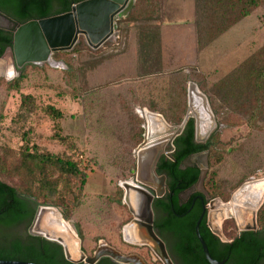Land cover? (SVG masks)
Instances as JSON below:
<instances>
[{
  "label": "rangeland",
  "instance_id": "1",
  "mask_svg": "<svg viewBox=\"0 0 264 264\" xmlns=\"http://www.w3.org/2000/svg\"><path fill=\"white\" fill-rule=\"evenodd\" d=\"M156 2L157 6L152 7L151 14L147 13L152 18L147 23L161 26V74L165 76L186 68L184 70L189 76L187 89L190 82L195 84L191 88L190 98L200 112V121L209 127L208 131L200 130L201 138L210 132L204 142H216L214 149L209 151L207 174L216 170L217 175L214 180L204 183L203 187L209 193L210 200L219 198L228 202L243 183L264 178V117L254 124L249 116L238 113L239 119L234 123L231 114L237 112L228 107H222L220 111L215 109L208 91L240 62L264 46V1L249 16L202 50L197 46L195 0ZM143 4H140L137 16L147 18L144 13L149 5ZM127 18L123 17L122 20L124 29L117 31L98 49L89 46L81 37L75 46H78L77 52H73V49L53 56L50 62L28 66L27 78L20 91L8 88L7 83L14 77L11 80L5 76L0 77V115L4 117L0 122V159H4L7 154L16 158L20 156L26 131H31L32 143L42 151L60 155L75 154L82 168L91 167L86 185L78 193L80 201L70 219L66 220L62 213L68 208L70 211L73 196L66 188H62L61 183L62 198L59 206L52 208L61 213L76 236H79L77 225L81 227L84 236L81 247L87 255L92 256L99 245L106 242L125 254H138L142 251L152 263L145 250L128 242L124 234L125 227L133 223V214L125 201L124 183L133 182V171L137 169V151L147 141V126L142 111L152 110L135 105V113L142 118L143 139L129 150V121L125 118L126 111L119 99L121 96L129 97V89L137 87L139 83L156 90L160 86L156 80L162 76L153 78L156 82L152 85L146 83L147 78L141 79L138 36L142 21L134 24ZM143 23L146 21L143 20ZM189 46L191 51L196 49L200 56L198 67H188L182 59L189 52ZM71 69L77 72L79 78L76 87L66 78L65 71ZM18 76L17 73L15 78ZM143 83H146L145 86ZM204 87L208 90H204ZM21 93L31 94L37 105L36 110L27 118L18 116ZM217 100L223 102L220 97ZM50 105L60 110L63 116L55 118L48 115L45 110ZM190 110L188 92L187 112ZM57 133L70 136L71 143H64L57 138ZM73 145L79 150V155L71 148ZM215 151L222 154L220 161L214 155ZM132 160L135 167L130 168ZM198 161L204 163L205 158L200 156ZM0 179L14 186L21 185L17 176L0 174ZM69 182L72 183V190L77 192L78 185ZM216 182L223 186L222 193L218 191ZM147 184L154 192L160 188L158 183ZM119 188L123 191L122 195ZM222 229L229 241L240 233L233 218H226Z\"/></svg>",
  "mask_w": 264,
  "mask_h": 264
},
{
  "label": "trees",
  "instance_id": "2",
  "mask_svg": "<svg viewBox=\"0 0 264 264\" xmlns=\"http://www.w3.org/2000/svg\"><path fill=\"white\" fill-rule=\"evenodd\" d=\"M81 1L83 0H3V3L19 4L23 7L29 2L28 5L35 9L32 16L44 18L68 12L73 4ZM154 1L138 0L127 16V19L134 24L142 21L138 36L141 79L147 78L146 83L150 85L156 81L160 82V86L156 88L157 93L150 86L146 88L139 83L137 87L129 89V97L128 95L121 96L119 99L126 111L125 118L129 121V150L143 139L142 118L134 111L136 104L162 113L166 120L174 125L182 123L188 109V74L184 69L165 76L161 74L163 60L161 26L147 23V21H152L147 13L151 14L152 7L157 6L156 0ZM263 1L195 0L198 48L204 49L243 18L249 16ZM140 4L149 5L144 13V17L147 18L137 16ZM143 20L146 23H143ZM0 39V55H2L6 47L13 43L12 33L0 31ZM77 51L78 46L73 52ZM65 52L58 51L54 57ZM28 66H36V64L25 65L21 69V74L7 83L9 89L20 91L23 81L27 78ZM65 72L66 78L76 87L79 79L77 72L72 69ZM158 76L162 77L154 81L153 78ZM146 83H143L144 86ZM204 90L208 89L204 87ZM208 92L215 109L220 111L222 107H228L237 112L231 114L234 123L239 119L237 114L243 113L250 117L252 123L256 124L264 117V46L248 59L240 62ZM217 97H220L223 102L220 103ZM36 107L35 99L31 94L21 93L18 116L27 118L36 110ZM239 110L241 112H238ZM45 112L55 118L63 116V113L53 105L48 106ZM3 119L4 117L0 115V122ZM195 134V119L189 118L182 134L174 141L175 151L172 157L161 156L156 166L158 175H166L168 188L166 195L157 198L154 202L156 211L164 208L168 214L166 218L157 220L156 228L178 264H211L206 259L196 234V224L203 213V205L196 199L197 194H193L185 203L179 199V194L194 186L201 176V169L197 165L184 166V162L193 154L213 150L216 145V142L211 140L197 142ZM57 138L66 144L71 143L70 136L57 133ZM23 140V149L18 158L7 154L4 159H0V174L17 176L21 183L20 186H14L0 179V194L4 196L0 199V221L5 225H10L24 217L26 204L20 198L22 195L34 197L38 205L58 207L60 198H62L61 183H63L62 188H66L73 196L71 202L73 206L70 211L68 208L62 213L64 218L69 220L80 201L78 193L83 191L91 167L82 168L80 159H76L75 154L60 155L40 150L38 145L32 143L31 131L24 133ZM71 148L79 155V150L75 145ZM214 155L218 161L222 159L220 152L215 151ZM131 167H135L134 160L131 161ZM216 175V170L209 172L204 183L207 184L209 180H214ZM69 181L78 185L77 192L72 190L70 187L72 183ZM216 183L218 191L221 192L223 186ZM119 191L122 195L121 188ZM211 195L214 194L211 193ZM223 197L227 198V196ZM18 205L22 207L21 213H18L20 212ZM258 227L260 230L243 231L237 233L229 242H223L210 230L206 216H204L199 230L213 258L219 261L226 259V264H264V206L258 212ZM77 230L80 238L83 239V232L79 225H77ZM0 259L22 260L39 264H85L67 260L62 245L49 241L43 236H29L25 244L22 241H16L10 247H0ZM97 264L114 263L111 258L103 257Z\"/></svg>",
  "mask_w": 264,
  "mask_h": 264
},
{
  "label": "water",
  "instance_id": "3",
  "mask_svg": "<svg viewBox=\"0 0 264 264\" xmlns=\"http://www.w3.org/2000/svg\"><path fill=\"white\" fill-rule=\"evenodd\" d=\"M137 0H83L72 5L70 11L52 15L46 18L31 20L25 24L19 25L13 35L12 47L8 48L7 52L0 58V64H4L8 60L11 62L15 72L17 68H23L27 64L41 65L53 60V56L58 51H71L80 42L81 37H84L86 43L94 49L102 47L112 36L113 29L117 28V23L114 22L115 16L126 17L132 11ZM8 56L10 58H8ZM5 68H2L0 77L5 76ZM6 77V76H5ZM12 79V78H11ZM9 79V80H11ZM195 85L193 82L189 83V106L190 111L187 112L183 121L179 125H171L167 122L165 117L159 112H153L161 116L165 121L164 127L157 129L155 132V141H151L149 136H146V143L137 151L138 161L137 169L133 171L135 177L133 182H125V201L130 204L131 190L136 192V197L141 200V211L137 213L134 209L129 208L133 214V223L137 226V232L140 238L146 242L142 243L149 246L152 252L164 263L175 264L170 253L167 250L165 241L154 230V212L152 204L156 198H159L165 193V177L159 176L156 172V164L162 154L169 155L175 151L174 141L182 134L185 125L189 118H194L196 122V141L204 142L209 135L206 134L201 138L200 132V116L197 109L192 104L190 98L191 88ZM206 97V96H205ZM207 99V98H206ZM215 126V120L213 127ZM147 132V130H146ZM168 139L167 144L163 146L162 140ZM149 139V140H148ZM161 145V146H159ZM205 158L204 163H199L198 157ZM209 150L202 151L192 155L193 161L201 169V176L199 178L200 185H204V180L209 168L208 163ZM152 158L149 166V174L152 182L144 178V171L146 159ZM145 162V163H144ZM254 181V180H252ZM249 181V182H252ZM243 183L238 189H243L247 183ZM147 183H158L159 190H154ZM207 193V192H206ZM236 193V192H235ZM234 193V194H235ZM234 194L228 202L221 199H211L204 207V211L196 224V234L203 248L206 259L211 264H226L225 260H217L213 258L209 252V248L201 236L200 224L205 216L207 207L210 209L208 215V226L211 231L218 236L223 242H229L223 233L222 224L216 225L212 222L211 211L218 202L231 203ZM209 197V193H207ZM264 201L254 210H251L248 222L246 225L238 226L240 232L258 229V211L263 206ZM52 206H40L35 218L34 235L43 236L49 241L56 242L62 245L64 255L67 260L74 263L97 264L103 257H109L119 264H149L141 255L137 253L125 254L102 242L98 249L92 256L86 254L81 247V238L79 240V253L74 257L70 251L69 244L65 242L62 236L54 237L49 233L38 231L36 225L40 212L44 208ZM229 218H233L232 215ZM234 219V218H233ZM236 221V220H235ZM75 231L76 226L73 225ZM0 264H39L35 262L22 260H4L0 259Z\"/></svg>",
  "mask_w": 264,
  "mask_h": 264
},
{
  "label": "bare ground",
  "instance_id": "4",
  "mask_svg": "<svg viewBox=\"0 0 264 264\" xmlns=\"http://www.w3.org/2000/svg\"><path fill=\"white\" fill-rule=\"evenodd\" d=\"M5 68V76L7 78H12L16 72L8 60L4 64H0V73L2 68ZM194 100V99H193ZM197 103V102H196ZM198 105V104H197ZM198 113H200L198 111ZM143 117L146 120L147 134L151 141H155V132L157 129L164 127L165 121L161 116L155 113H151L149 110L142 111ZM208 124L200 121V130L208 131ZM149 140V139H148ZM168 139L162 140L163 146L167 144ZM161 146V145H159ZM152 158L146 159L144 176H149L147 181L152 182V178L149 174V166ZM145 163V162H144ZM136 192L131 190L130 196V206L137 213L141 211L142 205L141 200L136 197ZM134 201V203H133ZM264 201V178L256 179L252 182L247 183V185L236 191L234 198L231 203L218 202L216 206L211 211L212 222L216 225H221L226 218L230 215L236 220L238 226L246 225L251 213V210L256 209ZM38 231L43 233H49L51 236L59 237L62 236L65 242L69 244L70 251L74 257H77L79 253V240L71 229L70 224L63 218L61 213L52 207L44 208L38 217V223L36 225ZM135 227L133 224L127 225L125 228V236L128 241L136 242L137 237L135 236ZM76 249V251H74Z\"/></svg>",
  "mask_w": 264,
  "mask_h": 264
},
{
  "label": "flooded vegetation",
  "instance_id": "5",
  "mask_svg": "<svg viewBox=\"0 0 264 264\" xmlns=\"http://www.w3.org/2000/svg\"><path fill=\"white\" fill-rule=\"evenodd\" d=\"M4 3H3V0H0V31H4V32H7V33H12V36H13L16 28L19 25L25 24V23H27V22H29L31 20L41 19V18H35V17L32 16L34 14V12H35V9L32 8L31 5H28L29 2L26 3L23 7H21V5H19V4H4ZM44 18H46V17H44ZM122 20H123V17H119L117 15L115 16L114 22L117 23L118 27L113 29V33H112L111 38L122 27V25L124 23V22H122ZM10 47H12V45L6 47V49L3 52V54L0 55V58L7 52L8 48H10ZM21 69L22 68H17V72L13 76L14 78L17 75V73H18V75L21 74ZM7 79L9 80L11 78H7ZM173 153H171L170 155H165V156L171 158ZM193 162L195 163V161H193V158L191 156L190 158H188L184 162V166L193 165ZM156 166H157V164H156ZM159 176H164L165 177L166 187H165V193L163 195V196H165L166 193H167V189H168L167 188V177H166V175H159ZM145 179H149L148 174H147V176H145ZM200 187H202V189ZM206 192H207L206 189L203 187V185H200L199 180H198V182L194 186H192L191 188H189L187 190L182 191L179 194V199H180V201L182 203H185V202L188 201V199L193 194H197V198L196 199H198L200 201V203L203 205V211H204V207L206 205H208V203L210 201V196L208 197L207 196L208 192L207 193ZM163 196H161V197H163ZM3 197L4 196L0 194V199H3ZM171 197H172V194H171ZM20 198L23 199L25 204H26V208H25L26 213H24V217L22 219L16 221L15 223L10 224V225H5V224H3L0 221V247H4V246L10 247L16 241H22L25 244L29 240V236H33V237L38 236V235H34L32 233V231L34 230L35 218H36V215H37V212H38V209H39L40 205H38V203H37V201H36V199L34 197L22 195V196H20ZM155 200H154V202H155ZM154 202L152 204L153 212H154V230L158 234V230L156 228V222H157V220H162V219L166 218L168 214L166 213L164 208H160L159 210L156 211V209H154ZM133 203H134V201H133ZM17 208H19V210H20V212H18V213H21V211H22L21 208L22 207L20 205H18ZM208 215H209V208L207 207L206 213H205L206 220H207V225H208ZM131 224H133L134 227H135L134 231H135V236L137 237V240H136V242H131V241H128V242L137 245L138 247H140L141 250H145V254L150 256V259H151L152 263L149 262L148 259H146V257L143 255L142 251H141V253H138V254H141V256L149 264H164L152 252V249L149 246H147L145 244H142V243H144L146 241L144 239L140 238V236H139V234L137 232L136 224L135 223H130L129 225H131ZM257 230H260L259 227H258ZM124 234H125V229H124ZM125 238H126V236H125ZM166 246H167V250L170 253L173 261L175 262V264H178V261L175 259L174 255L169 251V246L167 245V243H166ZM112 262L114 264H119V263H117V262H115L113 260H112Z\"/></svg>",
  "mask_w": 264,
  "mask_h": 264
},
{
  "label": "crops",
  "instance_id": "6",
  "mask_svg": "<svg viewBox=\"0 0 264 264\" xmlns=\"http://www.w3.org/2000/svg\"><path fill=\"white\" fill-rule=\"evenodd\" d=\"M195 25H196V23H195ZM196 34H197V31H196ZM197 37V36H196ZM189 45V44H188ZM197 46H198V41H197ZM199 49V48H198ZM189 52L185 55V56H183V60H184V63H185V65H188V67L190 66H196V67H198V64H199V59H200V56L198 55V53H196L197 51H195V50H192L191 51V49H190V46H189ZM200 50V49H199ZM186 53V52H185ZM197 55H196V54ZM163 58V57H162ZM183 63V64H184ZM184 69H186V68H184ZM185 71V70H184Z\"/></svg>",
  "mask_w": 264,
  "mask_h": 264
}]
</instances>
